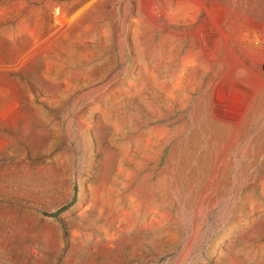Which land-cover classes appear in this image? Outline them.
<instances>
[{"label":"rangeland","instance_id":"rangeland-1","mask_svg":"<svg viewBox=\"0 0 264 264\" xmlns=\"http://www.w3.org/2000/svg\"><path fill=\"white\" fill-rule=\"evenodd\" d=\"M0 264H264V0H0Z\"/></svg>","mask_w":264,"mask_h":264},{"label":"trees","instance_id":"trees-1","mask_svg":"<svg viewBox=\"0 0 264 264\" xmlns=\"http://www.w3.org/2000/svg\"><path fill=\"white\" fill-rule=\"evenodd\" d=\"M66 209H67V206H66V207H62V208H60L56 213L49 215V217L56 219L57 216H58V214L62 213V212L65 211Z\"/></svg>","mask_w":264,"mask_h":264}]
</instances>
